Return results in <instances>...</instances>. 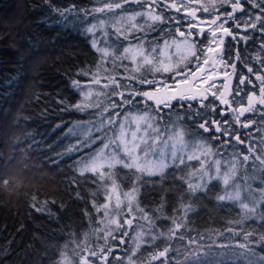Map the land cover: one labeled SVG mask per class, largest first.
Instances as JSON below:
<instances>
[{
  "label": "trees",
  "instance_id": "trees-1",
  "mask_svg": "<svg viewBox=\"0 0 264 264\" xmlns=\"http://www.w3.org/2000/svg\"><path fill=\"white\" fill-rule=\"evenodd\" d=\"M261 2L0 0V23L12 9L22 18L16 30L25 50L5 39L0 25V116L18 102L12 123L23 151L21 162L30 156L19 165L31 169L27 178L17 180L0 170V185L3 177L13 187L12 194L0 191V264H63V256L71 264H264ZM106 3L115 4L110 15L100 9ZM144 6L159 18L138 17L143 26L131 28L127 39L110 27L115 12ZM102 18L116 42L109 43L113 54L121 43L137 41L153 48L182 32L190 34L193 53L167 70L149 63L133 66L114 56L100 59L102 39L92 46L86 27ZM218 28L227 31L218 57V66L228 77L221 102L217 89L191 92L192 96L184 93L161 103L141 97L149 84L170 82L200 68L218 40L212 33ZM34 53L45 54V59L28 74L26 60ZM94 74L112 80L105 86L104 98L113 93L120 110L149 112L161 136L164 127H176L187 142L200 141L207 154L167 155V163L152 173L120 163L84 169L82 163L98 142L84 144L86 137L98 134L85 126L92 127L95 118L105 115L87 114L89 106L103 101L79 102L80 88ZM89 100L95 103L97 96ZM214 157L230 175L227 184L241 189V198L244 189H256L253 206L242 208L237 199L224 195L219 178L203 179L199 174ZM2 158L0 127V165ZM111 186L120 200L107 208Z\"/></svg>",
  "mask_w": 264,
  "mask_h": 264
},
{
  "label": "rangeland",
  "instance_id": "rangeland-1",
  "mask_svg": "<svg viewBox=\"0 0 264 264\" xmlns=\"http://www.w3.org/2000/svg\"><path fill=\"white\" fill-rule=\"evenodd\" d=\"M185 1L190 2L193 0ZM194 1H196V3L200 2V0ZM113 7H115V4L106 3L101 6L100 9L102 12L109 10L110 13L108 14L110 15L114 12ZM16 13L15 9H12L10 12L3 15L4 20L1 21L0 25L6 33L5 39L8 38L11 44L17 46L22 52H25L24 47L19 43L18 31L16 30L17 26L22 24L23 20L22 18L20 19V17L18 18L19 14ZM114 14L115 17L109 21V25L119 34L126 35V39L131 28H139L141 25L143 26V24H140L137 21L138 17L141 20L159 18L157 12L150 10L145 6L133 11L115 12ZM200 25L201 27H199V29H203L204 24L200 23ZM86 31L89 35L88 39L92 46H95L99 38L102 39L101 45L103 47L100 49V59L104 56H114L115 59L117 57L118 59L129 61L133 66L149 63L152 65V68L157 67L166 70L169 68L174 69L177 67V64L183 62L185 58L193 53V44L190 34H187V32H182L176 36L165 38L153 48H145L140 43H137V41L133 43H125V45L121 43L118 49L119 52L113 54L110 46L115 42L114 37L112 36L111 30L109 31L105 27V20L103 18L97 20L90 26L88 25ZM212 33L218 34V40L216 43L213 42L208 49L207 60L200 62V68L197 67L194 70H188L184 75L179 76L170 82H156L149 84L147 86L148 89L139 93L141 97L154 100L160 99L158 103H161L163 100L177 98L184 93H186L184 94L186 96H192V93L201 94L205 90L217 89L219 94L218 100L221 102L224 88H226V84L228 83V77L227 74L221 72V69L218 66V57L221 50L222 37L227 31L218 28ZM109 43H111V45H109ZM44 56L45 54L34 53L27 57L28 74L33 72L39 61L45 59L43 58ZM211 69L213 71H211ZM208 71L211 74H208ZM101 76L102 75L94 74V78H92V80L90 79V82L84 84L79 92L80 103L83 101L88 102V104L91 103L92 105H96V103L103 101L99 106H89L87 114H94L96 111H98V113L103 111L105 114L103 117L95 118L92 122V124H94L92 127L85 126V129L95 130L99 135L97 134L93 139H91L93 134L85 138L87 140V142L84 143L86 146H89L90 142L95 143L96 140H98V142L92 151L93 153L89 154L82 163L84 169L97 170L105 165L109 166L114 165L115 163H120L124 166H131L152 173L162 169L164 164L167 163V157H165L167 155L171 158L175 154L183 155L184 157L203 156L207 154V149L200 141L193 140L192 142H187L183 137L182 131L176 127H164L162 130L165 131V134H162L161 136L158 133L161 128L154 121V116L152 117L149 112L145 110L143 112L125 109L120 110L119 105L116 106L112 100L113 93L110 94L111 92H109L108 97L104 98L105 90H108V87L106 88L105 86L112 82V80L109 78L103 80L104 77ZM120 91L121 90L118 89L115 92L118 94L117 92ZM93 94L97 96L95 103H92V101L89 100V97ZM256 98L257 97L254 96L252 99L255 100ZM259 99L258 100L263 103V100H261V98ZM123 104L124 103L120 106H123ZM18 107V102L13 103L9 106L6 113L1 114L0 116L3 150V163L0 165V170L2 171V174L12 176L15 180L19 179L21 176L27 178L26 175L31 171L29 167H21L19 165L20 163L30 161V156H28L27 161L21 162V154H23V151L18 141H16L17 130L12 123L13 115ZM98 107L100 109H98ZM82 129L84 128L82 127ZM81 134L85 137L88 133H86V130H82ZM217 158L218 157L213 158L214 160L210 162V167L208 164V170L206 167L205 169H202L199 174L203 176V179H208L210 176L219 178L221 184L225 187L223 191L224 195L229 198L237 199L239 204H243L241 205L242 208L245 205L248 207L253 206L255 202L251 197L253 196V193L257 192L256 189H244L243 191L246 199L241 198V189L239 186L237 184V187L229 186V184H227L230 175L220 167V161H218ZM222 162L224 161L222 160ZM1 179L3 180V183L0 185V191L6 194H12L11 188L13 187L6 179L3 177ZM128 196L130 197L132 195ZM129 197L128 200L130 203L133 202ZM119 200L120 196H118V190L115 186H111L108 190L104 206L107 208L111 206L116 207ZM112 210L114 211V208H112ZM129 218L132 219L130 216ZM238 237L239 235L237 234V238ZM245 237L248 239V236ZM242 240L243 237L242 239H238L240 242ZM62 261L63 264H71V261L67 256H63Z\"/></svg>",
  "mask_w": 264,
  "mask_h": 264
},
{
  "label": "snow or ice",
  "instance_id": "snow-or-ice-1",
  "mask_svg": "<svg viewBox=\"0 0 264 264\" xmlns=\"http://www.w3.org/2000/svg\"><path fill=\"white\" fill-rule=\"evenodd\" d=\"M244 3H247V0H244ZM262 8H264V2H261V5H260ZM232 10L229 12L231 14ZM229 21H227L226 23H228ZM259 27H264V25H259ZM247 29V28H246ZM206 35V33H205Z\"/></svg>",
  "mask_w": 264,
  "mask_h": 264
}]
</instances>
